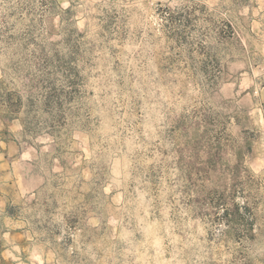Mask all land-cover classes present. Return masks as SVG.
I'll list each match as a JSON object with an SVG mask.
<instances>
[{"label": "rangeland", "instance_id": "rangeland-1", "mask_svg": "<svg viewBox=\"0 0 264 264\" xmlns=\"http://www.w3.org/2000/svg\"><path fill=\"white\" fill-rule=\"evenodd\" d=\"M0 149L8 264H264V0H0Z\"/></svg>", "mask_w": 264, "mask_h": 264}, {"label": "trees", "instance_id": "trees-1", "mask_svg": "<svg viewBox=\"0 0 264 264\" xmlns=\"http://www.w3.org/2000/svg\"><path fill=\"white\" fill-rule=\"evenodd\" d=\"M229 28L230 33L227 34L226 37L228 38V41L231 42L233 39L236 40L237 37L232 26L229 25ZM212 199L215 203V206L219 208V211L217 212V218L223 225L228 228V231H236L235 225H241V227L244 229V233L247 236H254V234L252 233L254 217L252 216V214L251 216H249V213L251 212L245 201H243L242 203L234 202L233 204L229 205L227 202V195L224 191H217L216 197ZM2 215L14 217L13 206L8 204ZM238 237H240V235H238ZM3 249V239L0 238V264H8V261H6L2 256Z\"/></svg>", "mask_w": 264, "mask_h": 264}, {"label": "crops", "instance_id": "crops-1", "mask_svg": "<svg viewBox=\"0 0 264 264\" xmlns=\"http://www.w3.org/2000/svg\"><path fill=\"white\" fill-rule=\"evenodd\" d=\"M1 150V149H0Z\"/></svg>", "mask_w": 264, "mask_h": 264}]
</instances>
